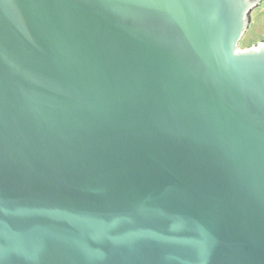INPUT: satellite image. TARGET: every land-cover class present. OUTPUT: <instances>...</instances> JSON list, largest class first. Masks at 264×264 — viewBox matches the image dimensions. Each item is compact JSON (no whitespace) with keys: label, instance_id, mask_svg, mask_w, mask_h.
Here are the masks:
<instances>
[{"label":"water","instance_id":"1","mask_svg":"<svg viewBox=\"0 0 264 264\" xmlns=\"http://www.w3.org/2000/svg\"><path fill=\"white\" fill-rule=\"evenodd\" d=\"M261 0H0V264H264Z\"/></svg>","mask_w":264,"mask_h":264},{"label":"rangeland","instance_id":"2","mask_svg":"<svg viewBox=\"0 0 264 264\" xmlns=\"http://www.w3.org/2000/svg\"><path fill=\"white\" fill-rule=\"evenodd\" d=\"M250 16L251 25L239 44L243 49L264 43V0L252 9Z\"/></svg>","mask_w":264,"mask_h":264}]
</instances>
